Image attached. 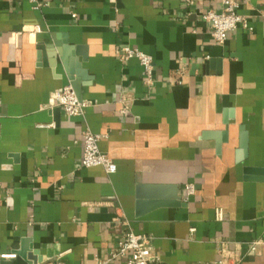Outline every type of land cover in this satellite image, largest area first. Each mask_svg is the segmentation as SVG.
<instances>
[{
  "label": "crops",
  "instance_id": "crops-1",
  "mask_svg": "<svg viewBox=\"0 0 264 264\" xmlns=\"http://www.w3.org/2000/svg\"><path fill=\"white\" fill-rule=\"evenodd\" d=\"M38 1L0 0V254L35 259L0 264H125L129 230L156 264H264V0L222 45L221 0ZM68 85L83 116L56 112ZM87 127L116 172L82 167Z\"/></svg>",
  "mask_w": 264,
  "mask_h": 264
},
{
  "label": "built area",
  "instance_id": "built-area-1",
  "mask_svg": "<svg viewBox=\"0 0 264 264\" xmlns=\"http://www.w3.org/2000/svg\"><path fill=\"white\" fill-rule=\"evenodd\" d=\"M39 7L38 0H30ZM220 8H213L202 14V19L208 23L211 28V34L217 44H224L230 32L243 28L253 31L248 18L239 12L241 3L239 0H221ZM121 59L124 61L137 59L144 70V81L152 85L155 81L154 58L141 49L125 46L122 48ZM177 82V80H176ZM182 84V80H178ZM54 103L60 107L67 115L80 117L85 114L88 103L78 97L75 89L68 85L61 91L54 94ZM105 135L93 132L90 128L84 130V144L81 165L83 168L103 167L108 174L116 172L117 165L114 160L100 149V141ZM188 190L193 193L194 186L189 185ZM219 216L221 210H219ZM150 237L135 233L129 230L124 238L119 242L117 248L112 252L111 259H124L125 264H156L157 259L153 255L150 245ZM18 253L0 254V259L14 258ZM238 261L235 262L237 264ZM36 264V263H35ZM54 264H63L60 258H57ZM214 264H228L225 262L224 253L221 259Z\"/></svg>",
  "mask_w": 264,
  "mask_h": 264
},
{
  "label": "water",
  "instance_id": "water-1",
  "mask_svg": "<svg viewBox=\"0 0 264 264\" xmlns=\"http://www.w3.org/2000/svg\"><path fill=\"white\" fill-rule=\"evenodd\" d=\"M77 94H78V97L81 98V92L78 90L77 91ZM61 108H58L56 112H58V110H60ZM247 147H248V136H247V133L244 131L243 132V135H242V139H241V148L246 152L247 151ZM172 198L176 199V203L174 202H170V203H167V204H179V201L178 200H181L180 197L178 195H175L172 196ZM28 242L29 240H25L23 243V246L21 248L20 251H18V254L20 256H22L23 258H28V259H33V257H31L30 253H29V250L30 248L28 247ZM35 260V259H33Z\"/></svg>",
  "mask_w": 264,
  "mask_h": 264
}]
</instances>
